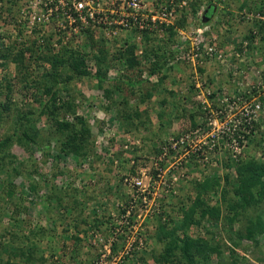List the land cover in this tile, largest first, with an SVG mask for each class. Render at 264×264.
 Returning a JSON list of instances; mask_svg holds the SVG:
<instances>
[{"label":"rangeland","instance_id":"obj_1","mask_svg":"<svg viewBox=\"0 0 264 264\" xmlns=\"http://www.w3.org/2000/svg\"><path fill=\"white\" fill-rule=\"evenodd\" d=\"M219 6L217 11L208 15V21H213L212 30L217 34L218 46L227 54L225 63H218V67L206 69L202 76L199 72L196 74L193 66L185 62L173 65L175 66L173 70L164 68L161 72V75L167 73L164 85L159 90L156 89L155 92H152V96L142 104L138 103L139 93L142 95L150 91L151 85L159 78V75L154 76L155 78L153 77L149 81V78L144 77L145 75L149 77L151 65L149 60L154 59V55H148L146 63L140 65L138 68L140 74L137 72V68L126 70L125 67L119 69V72L114 70L113 75L110 74L112 78H115L117 75L114 76V74L117 72L118 76L122 75L124 80L141 81V85H137L135 88L122 86L121 91L115 93L112 99L115 102H122L124 109L131 110L136 105L141 111L148 108L149 123H146L145 126H139L137 130L126 132L116 119L113 105L105 98L103 91L96 88L92 79L75 81L70 85V93H73L75 103L78 105L75 115L84 117L92 127L98 146L96 151L101 156V160L92 159L91 155L89 158L92 160L88 163L68 157H59L54 149V142L51 143V151L47 155L37 147L38 145H33L31 149H24L18 145L11 148L10 153L16 157L13 160L12 169L19 168L24 175L11 178L12 170L10 168L6 172V178L7 182L12 179L15 186L13 197L21 203L26 211L16 215V220L11 222L9 216L13 206H7L5 202L0 201V211L5 213V216L0 215V264H6L7 258L10 259L11 264H17L14 257L8 256L7 250L3 249L8 248L10 244L14 247L10 249L17 250L16 244L20 243L24 246L25 252L30 250V242L22 243L15 239L12 241L9 235L11 232L15 233L14 238H17L26 235L30 229H38L42 232L40 241H37L38 250L34 258L38 259L41 256L43 260H35L32 264H95L102 259H104V264H156L155 257L164 263L165 242L163 241H167V239L157 235V226L165 225L167 231L179 226L180 204L184 203L185 206V203L188 202L186 196H193L190 193L193 191L190 183H181L177 191L179 192L177 198L171 199L163 206V214L168 215V221H164L162 217L156 218L147 222L145 229L143 227L138 230L123 229V232L115 233V229L122 225L117 226V222L120 220L113 218L112 214L121 216L115 203L118 200L126 201L121 195L124 191H121L123 177L134 175V169L138 166H150L149 161L143 157L145 153L152 151L156 134L165 139L173 137L172 134L178 133L188 126L190 114L196 113L197 121L204 124L208 117L203 116L204 110L212 112V110L219 109L222 113L220 114L221 120H224L221 123L218 119V126L212 129L215 132L214 140L224 145L222 150L219 153L215 151L213 154V151L205 149L201 158H205L207 164L204 169L192 170L193 173H200L203 178L222 177L228 172L222 163L227 160L234 163L241 155H245V158L256 157L264 162V156H260L255 146L256 140L264 136V0H223ZM5 15L7 16V14ZM13 25L11 22L4 24L0 21V33L4 37V40L0 41L5 46L8 42L20 39L19 32ZM250 32L255 37L253 41L244 39V35L250 34ZM33 39L29 38L28 41ZM172 42L174 43V41ZM148 47L156 49L159 45L150 43ZM110 53H114V51L111 50ZM236 57L238 58L237 63H240L242 68L238 71L237 64H234L235 61L233 63V59ZM229 61L231 65H229ZM1 62L3 60H0ZM32 68L35 76L42 73L43 68L38 69L36 66ZM209 80L212 83H209ZM234 80L236 83L233 82ZM196 81L200 83V89L196 88ZM8 83L11 85L10 90ZM110 87H112L111 84L106 85V88ZM169 90H172L175 95L169 96L167 94ZM132 91L134 93H131ZM208 91L210 95L205 98V93ZM249 91H252L251 94L254 93L253 97L245 101L244 94H249ZM212 94L216 95L215 98L212 97ZM60 95L61 98L68 96L65 91ZM6 96H9L11 102L18 109L30 111L33 115L38 114L41 103L47 99L41 91L33 88L25 89L22 84L17 82L13 63H9L6 68L0 67V101L4 102ZM260 96L263 100H259ZM235 99L238 104L233 105V108L236 107L233 109L229 105ZM164 100H166L165 104ZM168 100H172V102ZM256 100L261 103L262 108L259 112L260 115L262 114V118L259 119V123L249 125L255 130L253 139L250 140L252 137L249 139V145L238 147L234 143L235 138L231 135L226 137L225 134L222 139L218 138L221 136L220 132L225 131V133L231 134L234 129H239L240 123L246 125L244 121L240 120L238 112L243 110L244 102L251 105ZM15 105L11 106L13 112H10L9 115L3 112V120L0 122V139L11 129L10 122L12 123L14 118ZM106 106L109 108L107 111L104 110ZM161 111L165 113L162 120L158 117ZM178 114H180L179 119L176 118ZM182 114L183 116H181ZM9 118L10 121L7 120ZM144 118L145 116L142 115L139 119L131 120L135 124H139L138 120H144ZM66 119L72 121L73 116L68 114ZM213 120H216L215 116ZM45 122L44 118H40L37 123L38 127L43 128ZM113 135H119L125 140L116 148H121L120 150L112 149L110 145L105 144L111 143ZM148 138H152V140ZM136 141L139 144H135ZM124 143H127V149L124 148ZM135 145L141 147L137 148ZM139 157H141L140 160L138 159L139 161L135 159ZM219 158L221 165L216 161ZM117 159H124V161L120 163L119 160L116 167L108 162ZM132 160L135 161L134 165L131 164ZM213 162L216 163L215 166H213ZM108 165H111L110 168L107 167ZM214 167L218 169L215 171L216 176H214ZM34 170L37 172L32 173V177L40 184L37 195L30 193L26 187L29 183L26 175ZM230 175L234 177L235 173L230 171ZM4 180V173H0V183ZM108 180L111 182L110 185L107 183ZM191 180L199 183L195 178H191ZM223 188L228 189L229 185H226L221 179L215 191L220 192ZM54 194L62 198L61 206L56 205V201L52 197ZM2 195L0 192V196ZM48 197L50 199L46 201L45 199ZM203 197L211 206L219 202V196L211 198L205 195ZM261 208L264 207L261 206ZM256 215H259L256 208L246 211L239 218L242 222L235 224L234 229H242L244 224H247L244 220L254 219ZM85 222L88 225H85ZM97 222L104 224L99 228H91V225L94 226ZM225 223L223 219L211 221L206 218L201 221L199 226L189 228V235L193 239L202 240L216 249L220 244V255L214 253L204 259L197 252H193V262L195 264H240L242 259H246L250 264H263L261 261L264 260L263 241L261 240L262 242L256 248L254 244L251 245V242L243 239L240 246L235 247L231 244L230 232H228V226ZM74 237H79L81 241L76 242ZM184 237L185 234L178 229L174 239H183ZM112 239L115 241H110ZM113 244H116L115 251H113ZM105 246L110 247V254L104 251ZM180 250L169 255L165 264H188ZM231 250L234 255H231ZM102 255L105 257L102 258ZM234 259L237 260V263H234Z\"/></svg>","mask_w":264,"mask_h":264},{"label":"trees","instance_id":"obj_2","mask_svg":"<svg viewBox=\"0 0 264 264\" xmlns=\"http://www.w3.org/2000/svg\"><path fill=\"white\" fill-rule=\"evenodd\" d=\"M17 7L18 1L16 0H0V21L4 22V24H9L10 22L11 24H15ZM5 14H7L8 17ZM183 25L184 21L177 22L175 24L177 27H183ZM169 31L174 36V33H172L173 27L169 28ZM2 35L3 34L0 33V40H4ZM254 38L255 37L252 35V32L244 35L245 40L253 41ZM38 43V38H34L32 41L26 40V42L13 40L8 42L6 46L2 43V41H0V60H3V62L0 63V67L6 68L9 63H13L15 66V78L17 79V82L22 84L25 89H37L38 91H41L45 97H47L46 101L41 103V109L38 114L34 115L30 111H22L18 109L16 105L11 102L9 96H6L4 102L0 101V122L3 120V112H6L7 115H9L10 112H13L11 110V106L15 105L16 107L14 109L15 113H13L14 118L12 119V123L10 122L11 129L0 139V173H4L5 175V180L0 183V192L3 194L0 196V201L5 202V205L7 206H13V210L9 216V220L11 222L16 220V215L22 214L26 211V209L22 207L21 203L13 197L15 194V186L12 183V179L7 182L6 178V172H8V169L10 168V170H12L11 178H17L24 175L22 170L19 168L16 170L12 169V163L16 157L10 153V150L14 145H18L24 149H31L33 145H38L37 147L40 148L45 155H47L51 151V143L54 142L53 146L59 157L82 160L84 163H88L92 159H102L96 151L98 146L95 142L92 127L84 117L75 115L76 107L78 105L75 103V96L73 93H70V85L72 83L83 79H92L95 82L96 88L103 91L105 98L113 105L116 112V119L126 132L137 130L139 129V126H145L146 123H149L148 108L141 111L136 105L131 108V110L124 109L122 107V102H115L112 99L115 93H119L121 91L122 86L135 88L137 85H141L140 80H124L122 75L116 76L115 78L110 76V72L117 67H121V65H125L126 70H134L140 67L141 62L134 55V46H128L124 49H118L117 51H114V53H110L111 49L104 43V41L100 40L99 42H94L91 40V43L86 45L89 47V52L84 51L80 54L78 51L70 47H52L50 38L45 39L42 43ZM149 44V42H147V45L144 44V56L147 57L148 55H154L155 57L149 67V78H153L158 75L159 78L156 77V82L151 85L152 91L150 90L142 95L139 93V104L145 103V101L152 96V92H155L156 89L159 90L162 88L164 81L167 79V73L161 75L164 68L173 70L175 68L173 65L181 63V60H176L177 58L174 54H170L168 45L163 44L156 49H152L148 47ZM94 50L96 52L95 54ZM89 61H91L92 64L87 65ZM237 61V57L233 59V63L237 64L238 71L242 68L241 64H238ZM33 66H36L38 69L43 68L42 73L35 76L33 73ZM197 71L202 76L206 72V69L198 68ZM137 72L140 74L139 69ZM210 82L212 83L211 80H209V83ZM233 82L236 83V80ZM109 84H111L112 87L106 88V85ZM10 88L11 85L8 83V89L10 90ZM63 91L68 94L66 98H61L60 94ZM131 93H134V91ZM251 93L252 91H249V94H244L245 101L250 100V98L253 97L254 93ZM167 94L169 96L175 95L172 90H169ZM213 96L214 95H212V97ZM215 96L213 98H215ZM163 99H166V97H163ZM259 100H263V98L260 96ZM168 101L172 102V100ZM165 102L166 100H164L163 103L165 104ZM257 102L260 103V101L256 100L255 104ZM252 109H254V106H252ZM104 110L107 111L109 108L106 106ZM68 114L73 116L72 121H68L66 119V115ZM164 114V111H161L158 114L160 120L163 119ZM208 114V111H204L203 116H207ZM142 115H144L145 118L144 120H138L139 124H135V122L131 120L135 118L139 119ZM181 116H183V114ZM196 116V113L190 114L188 126H185L180 130V132L172 134V138L176 139L185 132H188L190 129L202 126L203 124L197 121ZM249 116L251 117L252 114ZM261 116L262 114L260 115V112H258L257 122L253 121L254 125L259 123L258 121L262 118ZM40 118H44L46 121L43 128L38 127L37 124ZM176 118L179 119L180 114H178ZM7 120L10 121V118ZM254 133L255 130L248 127V124L245 125L244 123H240L239 129H236L231 134L227 133L226 137L231 135L235 138V140H237V146L242 147L249 145V139ZM156 135L155 143H160L163 146L168 143L167 138L165 139L158 134ZM113 136L114 137L110 140L111 143H105L110 145L112 149H116L123 141L125 142L121 136ZM153 137L154 136L152 135V138ZM152 138L148 139L152 140ZM252 139L253 137L250 140ZM222 146H224L222 143H218L215 147V151H218L217 153H219L222 150ZM255 146L257 151L260 153V156H264V136H261L256 140ZM120 149L121 148H118L116 150ZM90 155L93 157H91L92 159L89 158ZM140 158L141 157L135 159L140 160ZM119 160L120 163L124 161V159ZM119 160L117 159L115 161L108 162H111V164H114L116 167L118 166ZM216 161L217 164L219 162L221 165L220 158L216 159ZM222 165L225 169H228V172L222 177H204L202 181H199V183L192 180L190 181V179L187 180V183H190L192 186L191 190L193 191H190V193L193 194V196H186V200L188 202L185 203V206L184 203L180 204L181 207L179 213L181 212V219L179 226L174 227L171 231H167L165 225L157 226V235L167 239V241H163L165 242L164 263L158 257H155L154 262L156 264H165L167 257L180 249L188 264H195L193 262V252H197L199 255L203 256L204 259H206L210 254L215 253L220 255V244L217 245L216 249L202 240L193 239L189 235V228L199 226L201 221L206 218L211 221H217L219 219L225 220V224L228 226V232H230L231 244L235 247H239L243 239L251 242V245L254 244L256 248L262 241L264 245V208H261V206L264 207V162H261V160L256 157L251 156L249 158H245V155H241L236 162L231 163L227 160L224 161ZM110 166L111 165H108L107 167L110 168ZM213 170L214 176H216L215 171L218 169H215L214 167ZM230 171L235 173L234 177L230 175ZM34 172L36 173L37 171L34 170L26 175L29 179V183L26 187L30 193L37 195L40 184L32 177V173ZM125 177H123L122 182ZM221 179L224 180L226 185H229V188H223L220 192L215 191L216 187L219 186V181ZM107 183H109V185L111 184L109 180ZM205 195L210 196L211 198L219 196V202L214 206H211L204 199L203 196ZM52 197H54L56 205L61 206L62 198L60 196H55V194ZM176 198L177 195L173 199ZM49 199L50 198L48 197V199L46 198L45 200L47 201ZM254 208L258 210L259 215H256L254 219H245L244 221L247 222V224L245 223L242 229H234L235 224L242 222L239 218L246 211ZM0 215L5 216V213H1L0 211ZM164 215L167 217L165 213ZM159 218H161V216ZM84 224L88 225L87 222ZM103 224V222H97L94 226L91 225V228H99L100 225ZM166 225H168L167 222ZM178 229L185 234L183 239H174ZM154 231L156 232V230ZM9 235L11 236L12 241L14 239L22 243L26 241L28 243L30 242L31 245L28 252H25L24 246L20 243L16 244L18 246L16 247L17 250L10 249L13 247L11 244L8 248H3L7 250L6 252L8 256L14 257L13 259L17 264H32L35 260H43L41 256H39L38 259L37 257L34 258L35 253L38 250L37 241H40V237L42 236L41 231L38 229H30L26 235H22L17 238H14L15 233L11 232ZM74 239L76 242L81 241L79 237H74ZM3 249H1V251H3ZM116 249V244H113V251ZM231 255H234L232 250ZM261 261H263L264 264V260ZM234 263H237L236 259H234ZM6 264H11L10 259L7 258ZM240 264H250V262L246 259H242Z\"/></svg>","mask_w":264,"mask_h":264},{"label":"built area","instance_id":"obj_3","mask_svg":"<svg viewBox=\"0 0 264 264\" xmlns=\"http://www.w3.org/2000/svg\"><path fill=\"white\" fill-rule=\"evenodd\" d=\"M16 1L18 7L13 27L19 32V42L38 38L39 43H42L50 38L52 47H70L80 54L87 49L89 52V47L86 45H89L91 40L94 42L102 40L113 51L134 46V55L140 60V65H144L147 59L144 56V44L147 45V42L159 46L166 44L169 46L170 54H174L176 60L193 66L196 74L198 68L209 69L218 67V63L226 62L227 54L223 52L225 50L219 48L217 34L212 30L213 21H204L206 11L209 9L217 11L223 0ZM181 21H184L183 27L175 26ZM171 27L174 36L169 31ZM85 47L87 49H84ZM153 61L154 59L151 58L150 64ZM90 64L91 61L87 63ZM229 65H231L230 61ZM122 67L126 66L121 65L114 70L119 72ZM115 75L118 76L117 72ZM144 77L148 78V75ZM196 82V88L200 89V83ZM209 95L208 91L205 93V98ZM236 103L237 99L232 100L229 106L233 108ZM261 108L259 102L255 104L254 101L251 105L244 102L243 110L236 111L240 113V120L242 119L249 127L253 121L257 122V113ZM208 112V117L202 126L190 129L176 139L168 138L165 146L155 143L151 148L153 151L144 155L150 166H138L134 169V175H127L124 178L121 189L124 191L121 195L126 201L118 200L115 203L121 216L112 214L113 218L120 220L117 226L122 225L115 229V233L123 232V229L138 230L142 227L145 229L147 222L159 219L160 216L165 221L163 206L176 197L181 183H187L191 178H195L198 182L202 181V175L193 173L192 170L204 169L207 163L201 156L205 149L213 151L214 154L219 141L214 140L215 132L212 129L218 126V119L221 123L224 121L221 120L222 113L219 109ZM214 116L216 120H213ZM219 134L221 136L218 138L221 139L225 134L227 135L225 131ZM126 144L125 149L128 146ZM135 144L139 143L136 141ZM131 164L133 165L134 161H131ZM215 164L213 162V166ZM104 251L107 254L111 253L110 247L105 246ZM103 257L105 255H102ZM103 260L95 264H104Z\"/></svg>","mask_w":264,"mask_h":264},{"label":"clouds","instance_id":"obj_4","mask_svg":"<svg viewBox=\"0 0 264 264\" xmlns=\"http://www.w3.org/2000/svg\"><path fill=\"white\" fill-rule=\"evenodd\" d=\"M213 12V10H211V9H209L208 11H207V13H206V17H208V15H210L211 13ZM149 78V77H148ZM235 140V139H234ZM236 145H237V140H235V142H234ZM121 185H122V183H121ZM168 216V215H167ZM166 218H169V217H166ZM168 220V219H167ZM166 220V221H167Z\"/></svg>","mask_w":264,"mask_h":264},{"label":"water","instance_id":"obj_5","mask_svg":"<svg viewBox=\"0 0 264 264\" xmlns=\"http://www.w3.org/2000/svg\"><path fill=\"white\" fill-rule=\"evenodd\" d=\"M206 13H207V11H206ZM206 13H205V16H204V21L208 20V17H206Z\"/></svg>","mask_w":264,"mask_h":264},{"label":"flooded vegetation","instance_id":"obj_6","mask_svg":"<svg viewBox=\"0 0 264 264\" xmlns=\"http://www.w3.org/2000/svg\"><path fill=\"white\" fill-rule=\"evenodd\" d=\"M167 219H169V218H167Z\"/></svg>","mask_w":264,"mask_h":264}]
</instances>
